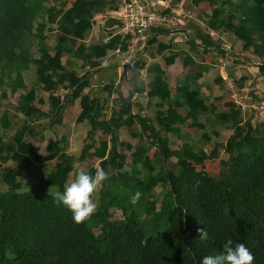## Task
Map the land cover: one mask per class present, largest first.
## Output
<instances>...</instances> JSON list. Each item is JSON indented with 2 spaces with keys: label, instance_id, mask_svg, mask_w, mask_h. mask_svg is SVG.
I'll return each mask as SVG.
<instances>
[{
  "label": "trees",
  "instance_id": "1",
  "mask_svg": "<svg viewBox=\"0 0 264 264\" xmlns=\"http://www.w3.org/2000/svg\"><path fill=\"white\" fill-rule=\"evenodd\" d=\"M201 5L208 6L199 14L202 26L187 27L189 51L203 59L215 52L221 63L227 51L211 31L236 37L243 52L235 63L250 64L246 53L252 52L259 70L238 77L229 66V76L239 89L252 88V100L261 103L264 0H191L187 7ZM117 7L115 0H0V264H200L229 239L244 243L254 264H264V118H246L234 101L223 109L218 104L225 95L211 100L200 83L210 66L172 51L176 40L159 39L170 30L152 32L143 54L123 72L131 82L124 89L118 65L105 67L118 51L130 50L131 36L118 31L122 23L107 16L102 33L89 39L96 16ZM157 44L148 53L152 59L166 52L167 64L182 59L185 72L174 91L168 71L145 57ZM217 83H224L219 75ZM94 87L100 97L92 96ZM20 89L25 93L17 105L1 102ZM38 91L48 100L38 101ZM219 126L231 132L226 139ZM185 128L201 139L183 136ZM80 129V151L69 153ZM44 141L46 147L37 145ZM203 143H213L212 150ZM228 148L218 176L199 169ZM22 158H29L26 165ZM97 168L107 179L94 194L96 210L75 223L48 192H62L80 171L95 175ZM137 191L142 195L133 204Z\"/></svg>",
  "mask_w": 264,
  "mask_h": 264
},
{
  "label": "rangeland",
  "instance_id": "2",
  "mask_svg": "<svg viewBox=\"0 0 264 264\" xmlns=\"http://www.w3.org/2000/svg\"><path fill=\"white\" fill-rule=\"evenodd\" d=\"M50 2L53 3V2H55V0H50ZM190 3H191V0H184V2H183V0H180V1H176L175 3H173V6L175 8H177V10H180L182 7H183V9H185L184 13L181 16H179V17L184 18L185 23L181 24L179 26V28L182 27L184 29V28L190 27V25H192L193 22L194 23L197 22V24L202 26V24H201L202 22H199L195 18H191V14L192 13L188 12L189 10L191 11V9L189 7H187V5H189ZM204 9H208V6L207 5H201L195 10V12L199 16L201 10H204ZM104 15L103 16H101V15L96 16V25H95L94 30H93L94 33L91 35V37H89V39H93L97 35L102 33V26L105 25L106 17H107V15H105L106 17H104ZM175 16L178 17L177 14H175ZM181 34H182V32H181ZM213 34L214 35H212V36L215 39H218V40L222 41V45H225L224 46L225 48H227V49H229L231 51H234L236 53H238V52L242 53L243 52L242 48L240 46L234 44V42L232 40L234 37L230 38L231 34L228 33V35H226V34L225 35H223V34L219 35L217 32H213ZM166 36L167 35H162L159 39H161L162 41H164V43H166L165 42L166 41ZM49 43L50 44H54V35L53 34L50 36ZM170 43H174V42H170ZM170 43L167 44V45H170ZM232 44H233V46H231ZM146 46H147V44H146ZM146 46L145 45L143 46L142 43H138V44L134 45L133 47H131L129 52L125 53V55H121L120 54V57H117L119 59H122V61H123L121 63L120 73L118 72V79H121L120 84L126 90H130L131 89V84H130L131 82H130L129 78H127V79H123L122 78V75H123V72H124L123 64L126 62V60L130 61V59H133V61H134L139 56V53L143 54L144 48ZM174 46H176V44H174ZM157 47H158V44H157V46L149 48V50L147 51V54H146L145 57H146V59L148 61V64L149 63H153V62L162 61L165 56L169 55V53L166 52V54L164 53V55L159 56L158 57L159 59L156 58L158 60L149 61V60H151L150 57L148 56L149 51H156ZM246 56H248V57H250L252 59L251 63L248 64V66H247V68H249V70H247L246 72L250 74L251 72H249V71H255V70L257 71V69H256V67H258L257 66V62H256L257 59L255 58L253 53L252 52H247ZM113 60H115V59H113ZM229 60L232 61V59H229ZM218 61H219V59H218ZM144 73H145V71H144ZM145 74H143L142 76L145 77ZM128 77H131V79L133 80L131 73L129 74ZM32 79H33V75L30 74V72H28L27 75H26V87H27L28 90H30L32 88ZM94 88L97 89L98 87H94ZM225 88H227V90L230 91L229 90V86L228 87L225 86ZM1 93H2V88H0V96H1ZM22 93H25L24 89H20V91H19V93L17 95L11 96L9 101L1 100V102L5 103V105L8 102H12L14 105H17L18 104V100H19V95L22 94ZM48 95L49 94L47 92L38 91L37 100L38 101H39V99L48 100V97H49ZM239 95H241V94H239ZM228 99L234 100V98H227V100L221 101L220 104H218V105H220V107L223 108L225 103L229 102ZM241 100L246 105L245 108L243 109V112L245 113V117L246 118H249V117L253 118L254 121H260V120H262L264 118V115L261 113V110L259 108H256L258 103L256 102L255 107H254V105H252V103H254V101L250 99L248 92L243 94V95H241ZM4 109H5V107L1 105L0 106V117L3 114ZM75 109L78 112V108H75ZM217 129L219 131H221L222 136H223L222 139H226L231 133L229 130H226L222 126H219ZM81 130L82 129H80V132H78L79 130H76L75 138L73 139V141H70V145L66 149L69 153H77V152L80 151V148H81V145H82V140H83V133H84ZM190 132L192 133L191 135H193L195 139H201L200 134H196V133H194L192 131H190ZM123 138L124 139L130 138L127 132L123 135ZM214 139H215V141L218 140V138H216V137H214ZM213 143H214V141H213ZM213 143H210V145L207 144V149H206L207 152H210L212 150ZM48 144H49L48 141H44V142H39L37 145H39V146L44 148ZM229 151H230V148H228L226 150H224V149L221 150V154H220V158L219 159H216V160H213V161H206L203 166H199V169H205L210 174H212L214 176H218L220 174V172H221V169H222L221 159H227L229 157ZM153 152L154 151L152 150L151 154H153ZM23 159H25V160H23ZM28 159L29 158H22V161H23L24 165H26ZM78 168L81 169V170H85L87 168V163L79 165ZM112 212L114 213L115 218H120V217L122 218V213L120 211H118L117 209L113 208Z\"/></svg>",
  "mask_w": 264,
  "mask_h": 264
},
{
  "label": "crops",
  "instance_id": "3",
  "mask_svg": "<svg viewBox=\"0 0 264 264\" xmlns=\"http://www.w3.org/2000/svg\"><path fill=\"white\" fill-rule=\"evenodd\" d=\"M183 2H184V0H183ZM197 8L198 7H195L194 9H191V11L189 10L188 12L192 13L191 18H195L199 22H202L203 20L195 12V10ZM184 11H185V9H184ZM103 15H101V16H103ZM104 17H106V16L104 15ZM184 23H185V21L183 20V24ZM189 31L190 30L188 28L183 29L182 27L178 30L172 31L169 35L166 36L165 42L167 44H169L170 42H173L174 40H176V42L174 43V44H176V46L173 47L172 51H187L193 56V58L195 59V61L197 63L210 66V71L208 72V74L205 75V77L203 79H201L200 83L202 84V91L209 98H211V100L217 96H221V95L224 96L225 95V98H223V100H227V98H234V100H230V99H228V100L236 102L238 105L242 106V108L244 109L246 105L242 102L241 95L248 92L249 97L252 100V97L250 94V91L252 88L248 89L246 87L244 89H239L237 87V85L234 83V80L229 76V71L227 70V69H229V66L230 67L235 66L234 67L235 69L233 71L237 74L238 77L242 76V75H249V73L246 72L247 70H249V68H247L248 65H244V64L237 65L235 63L237 61V59L242 57V53H239V52L236 53V52L231 51V50L226 48L227 56H226L225 60H223L221 63L217 62L219 58L215 52H213V54L210 53V54L206 55L205 59H203L202 56L200 57L197 55L196 50L189 51V44L187 43V41L190 39L189 38L190 37ZM181 32H182V34H181ZM210 34L212 35L213 31H211ZM225 34L228 35V33H224L223 35H225ZM232 37H234V36L231 35L230 38H232ZM232 40H233L234 44H236L242 48L241 41H239L236 37H234ZM197 42L201 43L200 40H197ZM223 46H225V45H223ZM231 46H233V44ZM168 51H171V50H168ZM198 51H200L202 53V49H200ZM117 57H120V56L117 54ZM165 57H167V56H165ZM165 57L162 61H158V62L160 64H162L163 68L168 71V74L170 77L171 89L174 91L175 88L177 87L178 83L181 81L182 74L185 72L184 67H183V62H182V59L180 57H178L175 59V61L172 64H167L165 61ZM150 59L151 60H149V61L158 60L159 58L158 59H152L150 57ZM229 59H232V61H230ZM122 62H123L122 59L117 58V59L113 60V62L112 61L107 62L105 64V67H111V66L118 65V72L120 73ZM256 69H257V71L256 70L255 71H249V72H251L250 74H256L259 70L258 67H256ZM144 71L145 70L142 71L143 74H145ZM218 75L221 76L224 80V83H222L221 86L217 83ZM119 82H121V79H119ZM247 83H249V82H247ZM224 84L226 85V87L229 86L230 91H228L227 88L222 89ZM199 88H201L200 85H199ZM91 91H92L91 92L92 96L100 97L101 94H100L99 87L97 89L93 88ZM239 94H241V95H239ZM252 105H254V107H255L256 103H252ZM189 133H191V132L187 128H185L183 130L182 135L186 136ZM202 145L204 146L205 149H207V145H204V143Z\"/></svg>",
  "mask_w": 264,
  "mask_h": 264
},
{
  "label": "clouds",
  "instance_id": "4",
  "mask_svg": "<svg viewBox=\"0 0 264 264\" xmlns=\"http://www.w3.org/2000/svg\"><path fill=\"white\" fill-rule=\"evenodd\" d=\"M107 179V173L97 168L95 175L80 171L73 182L66 183L64 190L48 192L57 205H63L72 213L75 223H82L94 214L97 205L93 201L97 188ZM142 193L137 191L132 196L135 204ZM207 237V232L201 230L200 238ZM200 264H254V256L244 243H235L229 239L223 245V251L214 256H205Z\"/></svg>",
  "mask_w": 264,
  "mask_h": 264
},
{
  "label": "built area",
  "instance_id": "5",
  "mask_svg": "<svg viewBox=\"0 0 264 264\" xmlns=\"http://www.w3.org/2000/svg\"><path fill=\"white\" fill-rule=\"evenodd\" d=\"M115 1L118 7L111 11L108 17L114 18L122 23V27L118 31L124 37L131 36L130 48L138 43L146 46L145 43H147L152 32L155 30L165 29L172 32L180 29L179 26L183 24L184 18L179 16L184 13V9L182 7L180 10H177L173 6L172 0ZM120 54L118 51L119 56ZM129 62L132 65L134 61L130 59ZM256 108H259L264 115V100L258 103Z\"/></svg>",
  "mask_w": 264,
  "mask_h": 264
},
{
  "label": "water",
  "instance_id": "6",
  "mask_svg": "<svg viewBox=\"0 0 264 264\" xmlns=\"http://www.w3.org/2000/svg\"><path fill=\"white\" fill-rule=\"evenodd\" d=\"M131 63L129 61L125 62L123 64V68H124V73H127L129 67H130Z\"/></svg>",
  "mask_w": 264,
  "mask_h": 264
}]
</instances>
